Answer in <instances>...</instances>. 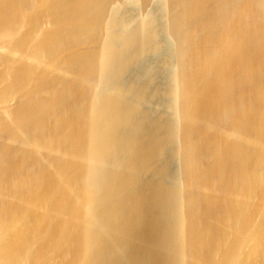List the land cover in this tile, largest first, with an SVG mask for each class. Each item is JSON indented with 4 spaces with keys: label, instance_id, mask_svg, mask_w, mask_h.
Segmentation results:
<instances>
[{
    "label": "bare ground",
    "instance_id": "bare-ground-1",
    "mask_svg": "<svg viewBox=\"0 0 264 264\" xmlns=\"http://www.w3.org/2000/svg\"><path fill=\"white\" fill-rule=\"evenodd\" d=\"M0 264H264V0H0Z\"/></svg>",
    "mask_w": 264,
    "mask_h": 264
}]
</instances>
